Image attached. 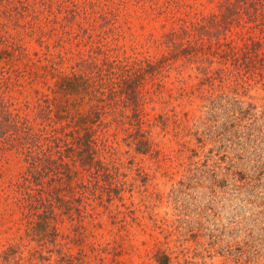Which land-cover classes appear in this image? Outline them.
<instances>
[{
	"label": "rangeland",
	"instance_id": "obj_1",
	"mask_svg": "<svg viewBox=\"0 0 264 264\" xmlns=\"http://www.w3.org/2000/svg\"><path fill=\"white\" fill-rule=\"evenodd\" d=\"M224 1L0 0V103L34 132L51 131L38 117L39 104L63 96L59 73H71L82 59L163 62L162 75L141 87L151 151H138L130 133L137 126L125 116L116 122L107 115L99 133L124 163L129 209L117 199L75 202L81 214L59 210L57 245L43 246L26 236L18 202L26 151L9 142L0 148V251L15 246L20 264H31L35 251L50 260L34 264H70L62 260L67 251L81 259L75 264H160L163 255L169 264H264L263 72L238 70L208 51L187 57L166 44L172 32L179 45L195 44V33L184 30L221 14ZM244 18L229 25V34L240 42L247 31L264 39ZM221 67L229 69L206 79Z\"/></svg>",
	"mask_w": 264,
	"mask_h": 264
},
{
	"label": "trees",
	"instance_id": "obj_2",
	"mask_svg": "<svg viewBox=\"0 0 264 264\" xmlns=\"http://www.w3.org/2000/svg\"><path fill=\"white\" fill-rule=\"evenodd\" d=\"M221 6V14L203 17L192 25V29L184 30L185 35H191V31L195 33V44L182 41L184 45H179L175 32L167 36L166 44L181 47L182 54L187 57L193 52L208 51L205 54L211 58L230 62L238 70L250 72L259 69L264 74L263 37L247 31L240 42L229 34V25L234 22L241 24L244 15L253 24L249 29L258 28L264 34V0H225ZM178 53L181 52L176 51ZM6 54H10L13 60L11 52ZM162 64V61L155 63L149 59L128 57L103 64L82 59L73 64L71 73H59L57 85L63 96L48 97L39 104L38 117L49 122L50 132H34L27 122L0 103V148L17 141L26 151L28 167L23 174L18 202L25 210L27 237H33L43 246L48 242L57 245L60 235L57 222L62 214L74 210L79 215L82 212L79 206L74 205L75 202L99 198L113 204L117 199L129 209L123 197L126 184L121 180L125 176L122 171L124 163L117 156L116 147L99 133H104L109 125L105 119L107 115L116 122L125 116L130 125L137 126L130 133L137 135L135 144L138 151L143 148L145 152L151 151V142L145 135L148 131L143 128L146 122L141 114L147 97L141 87L148 77L162 75ZM225 69L229 67L206 72V79H213L210 73L221 76ZM119 105L131 108L133 115H126L118 109ZM52 123L61 125L57 128ZM81 172L88 173L87 180L80 179ZM63 208L66 212L61 213L59 210ZM118 213L122 214V211ZM17 255L15 246L1 250L0 264H20L18 261L24 258L16 261ZM62 255V260L66 259L70 264L81 260L70 251ZM79 255L84 256L82 252ZM163 257L160 264H169V257ZM35 258L50 260L42 251H35L27 261L34 264Z\"/></svg>",
	"mask_w": 264,
	"mask_h": 264
}]
</instances>
